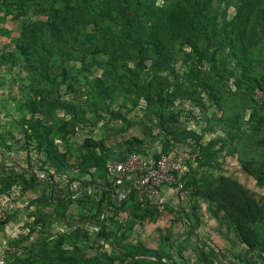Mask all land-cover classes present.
I'll list each match as a JSON object with an SVG mask.
<instances>
[{
  "label": "rangeland",
  "instance_id": "obj_1",
  "mask_svg": "<svg viewBox=\"0 0 264 264\" xmlns=\"http://www.w3.org/2000/svg\"><path fill=\"white\" fill-rule=\"evenodd\" d=\"M6 1L0 0V52L13 51L14 59L0 61V264H119L138 244L184 256L186 264H264V0H212L211 15L233 22L234 53L201 38L193 39L195 50L186 36L160 67L149 54L143 65L132 56L113 65L109 53L89 50L60 84L69 111L46 103L33 117L22 104L42 94L48 101L50 90L39 87L32 58L13 49L20 27L12 15L3 20ZM31 118L41 120L43 135L50 132L38 149ZM129 148L183 155L186 195L167 190L153 203L142 191L120 198L107 190L99 198L75 181L74 195L53 197L49 172L58 183L90 182L108 174L99 161L121 160ZM40 155L63 166L48 172ZM220 176L256 199L249 225L261 248L244 243L233 219L204 196V186ZM98 214L101 226L87 219ZM125 264L155 263L139 256Z\"/></svg>",
  "mask_w": 264,
  "mask_h": 264
},
{
  "label": "trees",
  "instance_id": "obj_2",
  "mask_svg": "<svg viewBox=\"0 0 264 264\" xmlns=\"http://www.w3.org/2000/svg\"><path fill=\"white\" fill-rule=\"evenodd\" d=\"M162 1L164 2L162 6L157 5L158 0L6 1L3 9L7 12L3 20H7L8 16L12 15L13 20L18 22L20 27L19 35L12 40L13 49L27 60L32 58L31 66L40 77L39 87L50 90L48 101H45V95L42 94L22 104L24 108L28 106L27 115L33 117L35 111L46 103L51 110L63 108L69 111V103L61 98L60 84L66 83L69 78L70 64L76 59L83 63V57L91 49L96 53H109L113 59L110 63L113 65L120 62H114L115 60H121L126 56L135 57L138 64L143 65L146 55L149 54L156 67L169 61L173 43L184 36L195 50H197V44L193 39L201 38L203 41H214L218 48L227 46L232 53L235 52L233 22L232 20L227 22L225 18L219 20L217 15H211L212 0ZM29 12L37 15L38 18L27 17ZM13 53V51L0 52V61L11 58L13 60ZM50 63L52 70H48ZM218 76L223 79V75ZM100 82L101 79L97 78L96 83ZM29 121L35 129L37 142L35 148L38 149L42 146L44 139L50 136V132L46 135L40 132V128L43 127L41 120L35 121L31 118ZM168 148L164 152H167ZM129 151L128 154L137 152L130 148ZM159 154L154 151L155 156ZM40 156L37 159L42 167L49 168L48 172L52 167L59 172L63 166L55 158L48 159ZM200 159L202 164L208 161V159ZM0 160L3 161L1 156ZM26 160L29 165H32L31 149L27 150ZM104 167H107L106 162L99 161V168ZM88 172L83 171L81 174ZM105 174L106 176L90 182L71 178L58 183L55 180L56 174L49 172L52 179L49 183L50 191L57 202H63L77 192L78 188L74 182L79 181L81 184L78 185L79 188L88 185L99 198L103 197L107 190L112 195H117L118 190L109 180L107 172ZM32 175H34L33 179H36L35 174ZM56 186L62 187L56 191L57 196L54 195ZM203 191L207 199L220 205L233 219L244 243L250 248L262 247L254 228L249 225V219L255 213L256 199L244 185L227 176H220L214 184L204 186ZM100 216V214L89 216L87 219L90 223L101 226ZM130 247V250L122 255L123 258L119 264H125L129 258L136 259L139 256L147 259L149 257L155 264L170 261L173 264H186L184 256L176 257L165 250L147 249L141 244ZM22 264H26L25 260H22Z\"/></svg>",
  "mask_w": 264,
  "mask_h": 264
},
{
  "label": "built area",
  "instance_id": "obj_3",
  "mask_svg": "<svg viewBox=\"0 0 264 264\" xmlns=\"http://www.w3.org/2000/svg\"><path fill=\"white\" fill-rule=\"evenodd\" d=\"M159 153L155 156L132 152L107 164L108 178L120 198L133 191H142L151 202L161 203L167 190H174L180 198L186 195L184 177L189 170L184 156L172 150Z\"/></svg>",
  "mask_w": 264,
  "mask_h": 264
}]
</instances>
